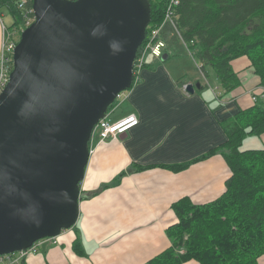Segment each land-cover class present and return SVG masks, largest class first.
<instances>
[{
    "label": "water",
    "instance_id": "obj_1",
    "mask_svg": "<svg viewBox=\"0 0 264 264\" xmlns=\"http://www.w3.org/2000/svg\"><path fill=\"white\" fill-rule=\"evenodd\" d=\"M31 1L0 94V255L76 224L93 128L131 88L151 16L148 0Z\"/></svg>",
    "mask_w": 264,
    "mask_h": 264
},
{
    "label": "crops",
    "instance_id": "obj_2",
    "mask_svg": "<svg viewBox=\"0 0 264 264\" xmlns=\"http://www.w3.org/2000/svg\"><path fill=\"white\" fill-rule=\"evenodd\" d=\"M2 22L4 15H0V46ZM171 36L165 38V60L150 55L139 80L123 93L118 106L117 119L133 113L138 124L104 142L98 136L91 139L76 224L54 242H44L21 264H147L171 246L167 228L177 222L175 202L189 198L204 204L224 191L231 170L223 155L198 158L226 140L220 121L251 106L255 93L261 99L264 91L258 89L249 59L241 56L230 62L240 78L239 88L223 94L218 79L207 69L215 86L206 84V94L201 84L187 93L185 86L197 77L186 79V67L167 62L175 38L187 48L183 39ZM186 48L184 59H192L205 79L193 52ZM259 137L264 139V134ZM257 261L264 264V253Z\"/></svg>",
    "mask_w": 264,
    "mask_h": 264
},
{
    "label": "trees",
    "instance_id": "obj_3",
    "mask_svg": "<svg viewBox=\"0 0 264 264\" xmlns=\"http://www.w3.org/2000/svg\"><path fill=\"white\" fill-rule=\"evenodd\" d=\"M148 1L151 16L146 36L162 24L169 3ZM17 2L0 0V15H4V8L12 18L10 25L5 23L9 29L19 27L24 18ZM27 6H32L31 0ZM175 11L181 38L188 49H196L201 70L205 75L207 69L213 72L223 94L241 86L230 64L241 56L249 59L258 85L264 88V0H179ZM170 34L174 33L167 27L163 36ZM263 97L264 92L251 106L220 121L226 140L198 159L223 155L231 170L224 191L204 204L189 198L175 202L177 222L167 228L171 246L147 264L189 260L199 264H258V257L264 253V148L240 146L247 136L264 134Z\"/></svg>",
    "mask_w": 264,
    "mask_h": 264
},
{
    "label": "built area",
    "instance_id": "obj_4",
    "mask_svg": "<svg viewBox=\"0 0 264 264\" xmlns=\"http://www.w3.org/2000/svg\"><path fill=\"white\" fill-rule=\"evenodd\" d=\"M28 0H18L17 8L23 12V20L19 27L9 29L4 22L1 23L2 40L0 46V94L9 81V75L13 68V51L19 40L20 33L28 27L34 20L32 6H27ZM179 4V0H169L165 10L164 20L162 24L154 29H151L143 40L145 43L140 45L133 64V82L134 85L140 77V72L144 68L148 55L159 59L166 48V40L163 36L164 30L169 27L173 33L179 38L181 34L176 23L175 7ZM127 91V90H126ZM124 92V91H123ZM123 92L118 94L117 100L109 106L105 116L98 121L92 131L94 135L99 137L100 142H104L108 138H116L120 134L127 132L130 128L136 126L139 122L137 116L133 113L127 114L118 119H110V115L118 108L120 101L124 99ZM257 96H253L255 101ZM91 138V139H92ZM91 153V149H90ZM56 236L43 238L35 241L31 246L24 250L14 251L9 254L0 255V264H21L27 256L38 252L40 246L44 242H54Z\"/></svg>",
    "mask_w": 264,
    "mask_h": 264
},
{
    "label": "rangeland",
    "instance_id": "obj_5",
    "mask_svg": "<svg viewBox=\"0 0 264 264\" xmlns=\"http://www.w3.org/2000/svg\"><path fill=\"white\" fill-rule=\"evenodd\" d=\"M3 10V12H4V20H5V23L6 24H8V25H10L11 24V22H12V18H11V16L9 15V13L3 8L2 9ZM172 36L174 37V34H172ZM172 38V37H171ZM171 40L172 39H168V42L170 43L171 42ZM185 46H184V44L180 41V40H178L177 38H175L174 40H173V42L169 45V49H168V53L171 55L170 56V58L167 60V62H171V63H176L177 65H183L184 67H186L189 71H188V73H186L185 75V77H186V79L187 78H192V79H194L195 77H197V81H195L194 82V84H193V86H194V90L196 89V87H195V84L196 83H199V84H201L202 86H203V88H202V91L204 92V94H206L207 92H209L208 90H206L207 88H208V86H205L206 84H208V85H210V86H215L214 85V83L212 84V82H210V80H211V78L210 77H208L209 76V74H211L212 75V73H211V71H207L209 74L207 75V73H206V77H205V79H204V81H203V79L199 76V73H198V68H196L195 67V65L193 64V61H192V59H184V57L185 56H187V53H186V51H185ZM186 49H188V48H186ZM196 50V49H195ZM195 50L193 49V48H191V53H192V51H193V53H194V58H196L195 57ZM192 53V54H193ZM166 57H168V55L166 56ZM152 57L150 56V55H148L147 56V58H146V62L149 60L150 61V59H151ZM160 60V59H159ZM148 61V62H149ZM147 62V63H148ZM199 64V63H198ZM199 69H201V67L199 66ZM202 71V72H201ZM200 72L201 73H203L204 74V76H205V73H204V71L203 70H201ZM212 80H214V78H212ZM192 81H194V80H192ZM186 87V86H185ZM130 89V88H129ZM258 89H261L260 90V92L262 91V89H263V91H264V88L263 87H261V88H258ZM258 89H256V92H258ZM126 91H124L123 93H125ZM258 94H260V93H255V95L257 96V98H258ZM117 100V99H116ZM115 100V101H116ZM118 117V116H117ZM96 135H94L93 137H95ZM263 141H264V139L263 138H260L259 136H256V135H251L250 137H246L242 142V144H241V146H240V148L241 149H247V148H264V144H262L263 143Z\"/></svg>",
    "mask_w": 264,
    "mask_h": 264
},
{
    "label": "bare ground",
    "instance_id": "obj_6",
    "mask_svg": "<svg viewBox=\"0 0 264 264\" xmlns=\"http://www.w3.org/2000/svg\"><path fill=\"white\" fill-rule=\"evenodd\" d=\"M147 27H148V26H147ZM146 29H147V28H146ZM145 36H146V35H145ZM117 97H118V95H117ZM117 97H116V99H117ZM116 99H115V100H116ZM106 112H107V111H106ZM109 117H110V116H109ZM110 119H111V118H110ZM113 119H114V118H113ZM63 230H66V229H63ZM63 230H62V231H63ZM62 231H61V232H62ZM61 232H60V233H61ZM57 236H58V235H57Z\"/></svg>",
    "mask_w": 264,
    "mask_h": 264
},
{
    "label": "clouds",
    "instance_id": "obj_7",
    "mask_svg": "<svg viewBox=\"0 0 264 264\" xmlns=\"http://www.w3.org/2000/svg\"><path fill=\"white\" fill-rule=\"evenodd\" d=\"M164 54V53H163ZM161 59V58H160Z\"/></svg>",
    "mask_w": 264,
    "mask_h": 264
}]
</instances>
